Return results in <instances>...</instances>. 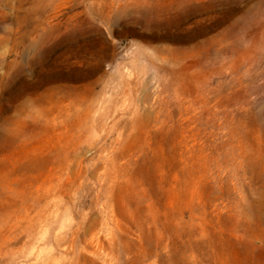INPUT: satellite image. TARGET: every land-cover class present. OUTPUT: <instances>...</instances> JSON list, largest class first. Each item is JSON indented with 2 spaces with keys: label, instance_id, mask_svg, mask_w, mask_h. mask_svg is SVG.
Returning <instances> with one entry per match:
<instances>
[{
  "label": "rangeland",
  "instance_id": "rangeland-1",
  "mask_svg": "<svg viewBox=\"0 0 264 264\" xmlns=\"http://www.w3.org/2000/svg\"><path fill=\"white\" fill-rule=\"evenodd\" d=\"M0 264H264V0H0Z\"/></svg>",
  "mask_w": 264,
  "mask_h": 264
}]
</instances>
